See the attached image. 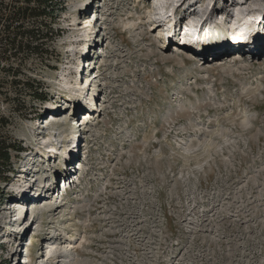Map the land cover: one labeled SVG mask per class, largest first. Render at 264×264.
<instances>
[{
  "label": "rangeland",
  "instance_id": "rangeland-1",
  "mask_svg": "<svg viewBox=\"0 0 264 264\" xmlns=\"http://www.w3.org/2000/svg\"><path fill=\"white\" fill-rule=\"evenodd\" d=\"M63 1L55 55L36 72L46 100L11 92L3 107L24 150L2 185L0 264H37L56 239L67 252L52 264H264V38L240 43L217 64L218 57L184 51L188 43H176H183L177 36L166 39L172 26L154 30L149 20L164 17L146 9L144 0ZM154 1L172 15L183 0ZM188 1L200 3L198 15L174 18L180 30L194 21L197 29L232 30V37L244 31L246 15L264 19V0ZM233 11L244 17L241 31L224 17L233 18ZM86 60L94 65L89 74ZM74 86L82 98L64 93ZM75 98L83 106L77 110L90 117L80 128L71 123L79 120ZM52 116H61L59 122ZM75 135L85 152H66V139ZM72 153L87 159L85 208L78 215L70 207L50 213L59 204L47 200L51 206L28 216L26 234L23 227L24 235L11 231L16 213L5 209L23 187L49 181L42 189L48 194L50 182L54 188L66 179L64 199L81 194L65 177Z\"/></svg>",
  "mask_w": 264,
  "mask_h": 264
},
{
  "label": "trees",
  "instance_id": "trees-1",
  "mask_svg": "<svg viewBox=\"0 0 264 264\" xmlns=\"http://www.w3.org/2000/svg\"><path fill=\"white\" fill-rule=\"evenodd\" d=\"M64 4L63 0H0V207L2 185L13 173V160L24 150L11 134L14 117L3 107L11 92L14 98L23 91L46 100L36 72L40 66L47 68L55 55Z\"/></svg>",
  "mask_w": 264,
  "mask_h": 264
},
{
  "label": "bare ground",
  "instance_id": "bare-ground-1",
  "mask_svg": "<svg viewBox=\"0 0 264 264\" xmlns=\"http://www.w3.org/2000/svg\"><path fill=\"white\" fill-rule=\"evenodd\" d=\"M152 0H144V5H145V8L146 9H148V10H151V11H153V12H157L158 13V8H154V3H150ZM159 1V0H158ZM169 2H173L172 0H168ZM218 1V0H217ZM220 1H222V2H224V0H220ZM153 2V1H152ZM150 3V4H149ZM200 3H197V2H192V1H188V0H183V1H181V2H179V4H177V8H175V13L173 12L172 13V15L171 14H169V13H167L166 14V11H165V13H163V14H166V15H164L165 17H164V20L163 21H152V20H149V23H151V25H153V27H154V30H160V29H163V28H167V27H169V25L170 26H172L171 27V30H167V32H169V35L167 34V39L169 38L170 40H172L173 38H175V36H177V39H180L179 38V36L181 35V34H183V36H182V39H180V40H182L183 41V43L182 42H176V43H179V44H183V45H187V43H188V45L186 46V48H184L183 50L184 51H186L187 53H189V54H192V55H194V56H203V57H206V56H214L215 57V59H216V57H218L219 59L218 60H216L215 61V63H217V64H219V63H221L222 61H220V58L221 57H224V56H229V54L231 53V51L235 48V47H237L238 45H241L240 43H242V45L243 44H248V43H254L255 45H256V43L258 44L260 41H261V39L262 38H264V32H262V29L264 28V27H262V28H257L256 27V25H260L263 21H264V19H263V17H257L256 15H255V12H253V11H251V12H253L254 13V15H246L245 16V19H246V22L242 25L243 26V28H245L244 29V31H245V33H244V31H242V32H240L238 35H236L235 34V36L234 35H232V37H229L228 36V33H231L232 32V30H230L229 32H225V30H219V29H216V28H214V27H212V25L211 24H206V25H199V27H198V29L196 28L197 27V25H195L194 24V22H191V21H189L188 23H186V26L184 25V27L185 28H183V30L181 29L180 30V24H179V19H174V18H177V16H179V18L182 20V18L183 19H185L186 20V17L187 16H189V15H191V17L192 18H195L197 15H198V13L196 12L197 11V6L199 5ZM225 4V3H224ZM171 6H173V5H171ZM236 6H238V5H233V4H231L230 5V9H233V8H235ZM165 8V7H164ZM167 8H168V5H167ZM223 9V8H222ZM216 10V9H215ZM164 11V10H163ZM220 12H222V11H219V14H220ZM214 13H215V11H214ZM160 14V13H159ZM159 14H156L157 16L159 15ZM224 15V14H223ZM195 16V17H194ZM232 15H231V13H229L228 15H225L224 17L226 18V21L227 20H229V18L231 17ZM254 16H256V17H254ZM91 17V16H90ZM90 17L88 18V19H90ZM190 17V16H189ZM241 17V18H240ZM188 19V18H187ZM195 20V19H194ZM244 20V17L242 18V16H241V14H240V16H239V23H238V25L240 24V22L241 21H243ZM253 21V22H252ZM87 19H84V23L85 24H87ZM199 24V23H198ZM233 24V23H232ZM231 24V25H232ZM242 24V23H241ZM75 26H77L76 24H71L70 25V29H74L75 28ZM239 27V26H238ZM87 28V27H86ZM236 31H238V29L236 30ZM102 32V29H100V33ZM172 32V33H171ZM235 32V31H234ZM244 33V34H243ZM232 34V33H231ZM179 35V36H178ZM79 36V35H78ZM82 36V35H81ZM176 39V40H177ZM88 40L89 39H87L86 41H85V43H87V46H89L88 45ZM178 41V40H177ZM81 42H83L82 40H80V39H78L77 40V42L76 43H78V44H80ZM93 42V41H92ZM95 42V41H94ZM263 44V43H262ZM261 44V45H262ZM86 48V49H85ZM84 48V51L85 52H87V50L89 49V52L91 51V48H88V47H85ZM236 49V48H235ZM219 50H222L221 52H218ZM199 53L200 54H202V55H199ZM70 55V54H69ZM78 54H76V56H77ZM236 55V54H235ZM237 55H239V53L237 54ZM71 56V55H70ZM246 56V55H245ZM223 60H225V59H223ZM87 62H89V63H92L90 60L88 61L87 60ZM84 64V63H83ZM90 65V64H89ZM79 66V65H78ZM92 66V65H91ZM86 67H88V66H86ZM86 69V68H85ZM91 69V68H90ZM103 70V69H102ZM79 73V72H78ZM78 75V74H77ZM100 76H101V74L99 73V75L98 76H96L95 77V79H98V78H100ZM89 78H90V76H89ZM74 79H76V76H75V78ZM73 79V80H74ZM75 84V83H74ZM78 85V84H77ZM71 87V86H70ZM64 93H68L69 95H74V94H76V96H78V97H81L82 96V92H80V91H78L76 88H75V86L73 87V88H71V89H69V88H66L65 89V92ZM77 98V97H76ZM75 98V100H76V102L74 101V102H72V108L75 110V111H77V113H76V116H81V112H79V111H83V106H82V103H80L77 99ZM82 98V97H81ZM80 98V99H81ZM82 102V101H81ZM83 103H85V101L83 102ZM69 104H71V103H69ZM88 104V103H87ZM79 107V108H78ZM79 111H78V110ZM86 110V109H85ZM83 117H81V120L83 119V121H87V120H90V117H89V114H84V115H82ZM61 116H52V122H54V123H58L59 122V118H60ZM77 125H79L78 126V128H80L82 125H84V124H81L80 123V121H77L76 123H75V127H77ZM77 136L78 135H75V136H72L71 137V139H69V145H70V147H68L67 149L69 150V152H70V150L72 149L73 151L74 150H76L77 149V147H78V144H76L77 142H78V139H77ZM80 138V137H79ZM44 146V145H43ZM52 146H54V145H52ZM40 148H42V146H40ZM51 148V147H50ZM70 148V149H69ZM52 151H54V148H53V150H50V155H49V157H48V159L47 160H49V162H50V160H51V157H53V158H55L56 157V155L54 154V155H52ZM72 154H74V153H72ZM71 156V155H70ZM29 172V169L27 168L26 170H24V173H22V175H21V179H23L24 181H25V179H26V175H27V173ZM37 176V175H36ZM76 176V175H75ZM20 177V176H19ZM34 180V179H33ZM37 182H38V180H36V182H35V185H37ZM67 182H68V180H67ZM74 182V181H73ZM79 182H80V180H78L77 182H76V186H75V188H77V185L79 184ZM48 183H49V181H47V182H42V183H40L39 182V186H36L35 187V189H31V187H29V189H27V187H23V189L21 190V191H19L17 194V196L18 197H15V198H13L11 201H9V203L7 204L8 205V209H5V212L6 213H9L11 210H13V208H12V206H15V207H17L18 209H20L21 211L19 212V219L22 217V215H23V212L24 211H27V213H26V215L28 216L29 215V211L28 210H30V211H32V210H36L35 212H33V214L32 215H34L37 211H38V208L42 205V204H45L46 206L48 205H50L51 204V202H50V200L48 199V198H41V197H37V198H33V196H34V194H32L33 196H30V194H31V192H35V193H37L38 195L37 196H39L40 195V192H42V189H44L45 190V188H46V186H44L43 184H46V185H48ZM66 183L64 182L63 183V185H65ZM32 185V184H31ZM67 185V184H66ZM66 185H65V187H66ZM50 186V185H49ZM68 187V186H67ZM71 187V186H70ZM21 188V187H20ZM47 188H48V186H47ZM50 188H51V186H50ZM29 190V191H28ZM46 190H48V189H46ZM77 191V190H76ZM81 194H80V197L82 196V195H85L86 194V196H87V192L86 191H82V192H80ZM75 198L77 197V196H79V195H77V194H74L73 195ZM34 199H36L35 201H34ZM48 200V202H50V204H48V202L46 203V201ZM29 201H32V202H30V204H26L25 202H29ZM44 205V207H46ZM51 206V205H50ZM58 208H60L59 206L57 207V209H51L49 212L50 213H57V211L59 210ZM70 209H72V207L70 208ZM72 211H75V210H73L72 209ZM13 213V212H12ZM18 220V219H17ZM33 220V219H32ZM35 221V220H34ZM34 221L31 223V227H32V225L34 224ZM14 222H16V221H14ZM21 224L19 225V231L18 230H12L11 229V231H14V232H16V231H18L20 234H23L24 232V234H26L27 233V227L25 226V228L23 227L24 225H25V223H26V220L24 221V222H20ZM28 226V225H27ZM23 227V229L22 230H24V232L23 233H21L22 232V230H21V228ZM30 227V226H29ZM23 234V235H24ZM23 235H20L21 236V240H23ZM59 241V239H56V240H54L53 242H50L49 243V247H47V249L49 248V250L47 251V253H46V255L45 256H43L42 258H40L41 259V262L43 263V264H48V262H50L51 261V259L49 260L48 259V257H50L51 256V254H52V252H53V250H55V249H61L60 250V254H61V256H64V255H66V252L67 251H65V248H64V243H60V242H58ZM8 244H10V245H12V246H14L15 245V243L13 242H8V241H6ZM66 245V244H65ZM19 249V248H18ZM23 250V249H22ZM17 253V252H16ZM62 258H64V257H62ZM61 260V259H60ZM15 264H17V263H15Z\"/></svg>",
  "mask_w": 264,
  "mask_h": 264
},
{
  "label": "water",
  "instance_id": "water-1",
  "mask_svg": "<svg viewBox=\"0 0 264 264\" xmlns=\"http://www.w3.org/2000/svg\"><path fill=\"white\" fill-rule=\"evenodd\" d=\"M62 183H63V182H61V183H58V185H59V184H62Z\"/></svg>",
  "mask_w": 264,
  "mask_h": 264
}]
</instances>
